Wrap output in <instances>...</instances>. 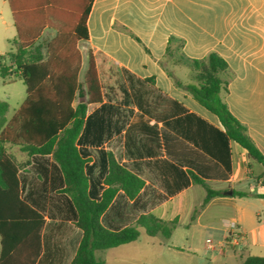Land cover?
Segmentation results:
<instances>
[{
  "label": "crops",
  "instance_id": "0c3cea01",
  "mask_svg": "<svg viewBox=\"0 0 264 264\" xmlns=\"http://www.w3.org/2000/svg\"><path fill=\"white\" fill-rule=\"evenodd\" d=\"M87 27L84 45L93 50L103 102L89 105L86 116L105 106L110 124H99L79 145L88 153L85 170L90 180L104 173L103 150L144 181L134 199L119 191L101 222L118 231L145 214L176 221L169 238L149 237L141 230L136 241L97 250L102 252L97 258L95 251V257L105 264H229L237 258L241 264L248 255L264 256V165L219 137V118L174 82L190 83L192 72L166 54L176 47L174 36L183 40L182 52L192 59L216 52L227 62L232 77L224 101L264 155V0H94ZM30 160L28 170L20 172L24 193L44 210L46 228L50 221L55 228L61 222L73 226L58 259L70 264L82 232L51 175L40 189L28 186L30 173L41 182ZM195 178L222 195L204 205L206 189ZM52 193L56 202L48 200ZM51 207L55 213L49 214ZM46 228L41 264L50 260ZM207 232L217 241L207 245L212 241L205 240L211 252L206 254L200 243Z\"/></svg>",
  "mask_w": 264,
  "mask_h": 264
},
{
  "label": "trees",
  "instance_id": "16d2710c",
  "mask_svg": "<svg viewBox=\"0 0 264 264\" xmlns=\"http://www.w3.org/2000/svg\"><path fill=\"white\" fill-rule=\"evenodd\" d=\"M93 1L7 0L17 37L11 42L15 49L9 54L12 65H4L0 56V75L22 78L26 98L10 120L6 117L9 104L0 100V264H41L43 258L45 212L33 203V197L24 195L20 179L30 159L37 164L42 185L49 175L54 184H60L59 194L68 204L75 227L82 232L70 264H105L95 257V251L134 242L141 230L149 237L160 234L169 238L175 227L176 221L167 222L152 214L141 215L135 225L118 231L101 222L119 191L134 199L144 181L121 165L112 152L103 150L99 155L104 159V173L90 180L85 170L88 153L79 145L97 132L99 124H110L103 114L105 106L101 113L86 116L89 105L103 102L92 49H88L89 64L81 75L79 45L89 40L87 20ZM46 30L54 31V36L42 40ZM171 41L176 47L167 50L168 58L192 72L190 83L174 79L176 86L219 118L223 131L216 132L225 143H237L250 160L264 165V155L246 126L224 101L232 77L227 62L216 52L192 59L182 52V39L172 36ZM8 146H17L29 160L19 162ZM195 182L206 189L204 205L223 193L197 178ZM233 195L249 194L233 191ZM241 264H264V256L248 255Z\"/></svg>",
  "mask_w": 264,
  "mask_h": 264
},
{
  "label": "rangeland",
  "instance_id": "374dc122",
  "mask_svg": "<svg viewBox=\"0 0 264 264\" xmlns=\"http://www.w3.org/2000/svg\"><path fill=\"white\" fill-rule=\"evenodd\" d=\"M52 32L54 31L46 30L42 40L53 37L54 33ZM16 37H17V33L14 26V21L9 4L7 0H0V56H2L1 61L6 66L12 65L9 54L15 51L14 47L11 45V42L12 40L16 39ZM79 48L82 53L81 75H83L84 71L86 70L89 64V51L88 48L84 45V43H80ZM25 98H26V86L22 78L15 77L13 75H9L6 78H3L0 75V100L6 101L9 104L7 120H9L15 114V112L19 109ZM10 150L12 154L16 157V159L17 158L20 159V162H26V160H28V156L25 153L20 152L17 147L12 146L10 147ZM28 168L29 166L25 167V170H28ZM26 175L27 174H24V176ZM35 175L36 174H31V173L28 174L27 176H29L30 178L29 177L26 178V181H28L27 183L29 187L31 186L32 188L40 189L41 182L37 180V177ZM54 196L55 194L52 193V195L48 197V200L50 202L52 200L56 202V196L55 197ZM50 209L51 210L49 214L52 212L55 213V210L52 207ZM49 214L48 217L50 218ZM72 231H73V226L68 223L61 222L58 228L54 227L52 221L48 223L45 232V244L49 255L48 257L50 259L49 264H59L58 259L60 258V254L61 252H63L65 247L67 248V244H68V242L63 241V238L66 235L67 237L72 238L73 236ZM78 232L80 231L78 230ZM202 236L203 238H201L202 241L200 245L205 247L207 254V252L210 251L206 248L207 246L204 243L205 240L210 239L212 241L210 244L206 243L207 245H215L217 240L215 239L213 232H207ZM67 250L68 252H72L73 249L70 246H68ZM100 252L102 251H97V258H100L99 255ZM221 261L222 258L220 257L218 263H220ZM166 263L168 264V262ZM239 263H240V258L229 261V264H239Z\"/></svg>",
  "mask_w": 264,
  "mask_h": 264
},
{
  "label": "built area",
  "instance_id": "2783aa9c",
  "mask_svg": "<svg viewBox=\"0 0 264 264\" xmlns=\"http://www.w3.org/2000/svg\"><path fill=\"white\" fill-rule=\"evenodd\" d=\"M228 226L231 230H237V224L235 222H229ZM234 236L237 238L238 234L234 231Z\"/></svg>",
  "mask_w": 264,
  "mask_h": 264
},
{
  "label": "water",
  "instance_id": "95a60500",
  "mask_svg": "<svg viewBox=\"0 0 264 264\" xmlns=\"http://www.w3.org/2000/svg\"><path fill=\"white\" fill-rule=\"evenodd\" d=\"M228 194H229V195H232V192H231V191H229V192H228Z\"/></svg>",
  "mask_w": 264,
  "mask_h": 264
}]
</instances>
